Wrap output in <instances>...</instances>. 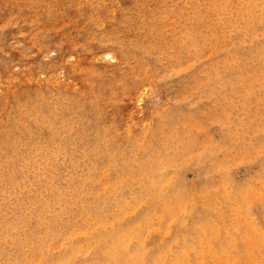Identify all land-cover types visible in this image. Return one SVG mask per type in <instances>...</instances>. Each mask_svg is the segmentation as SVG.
<instances>
[{
	"label": "rangeland",
	"instance_id": "rangeland-1",
	"mask_svg": "<svg viewBox=\"0 0 264 264\" xmlns=\"http://www.w3.org/2000/svg\"><path fill=\"white\" fill-rule=\"evenodd\" d=\"M0 264H264V0H0Z\"/></svg>",
	"mask_w": 264,
	"mask_h": 264
}]
</instances>
